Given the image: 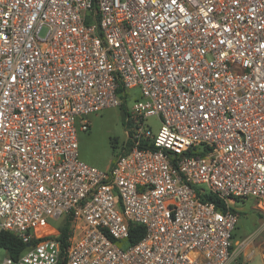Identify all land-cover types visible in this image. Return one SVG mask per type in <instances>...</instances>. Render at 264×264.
Listing matches in <instances>:
<instances>
[{"label": "built area", "instance_id": "1", "mask_svg": "<svg viewBox=\"0 0 264 264\" xmlns=\"http://www.w3.org/2000/svg\"><path fill=\"white\" fill-rule=\"evenodd\" d=\"M123 94L102 170L77 132ZM246 200L264 209V0H0V235L27 243L0 264H241Z\"/></svg>", "mask_w": 264, "mask_h": 264}, {"label": "rangeland", "instance_id": "2", "mask_svg": "<svg viewBox=\"0 0 264 264\" xmlns=\"http://www.w3.org/2000/svg\"><path fill=\"white\" fill-rule=\"evenodd\" d=\"M128 95L130 103L138 95V91L130 90ZM88 119L91 122L89 129L77 132L79 158L89 165L108 170L126 140L123 109L121 106L106 107L89 115ZM147 123L153 134H156L160 128V120L156 116H150ZM252 203L251 200L237 203L243 208L234 234L236 247L242 245L238 261L241 264H264V209L252 206ZM47 223L53 228H59L63 221L50 219ZM5 255L6 252L0 249V259Z\"/></svg>", "mask_w": 264, "mask_h": 264}, {"label": "trees", "instance_id": "3", "mask_svg": "<svg viewBox=\"0 0 264 264\" xmlns=\"http://www.w3.org/2000/svg\"><path fill=\"white\" fill-rule=\"evenodd\" d=\"M125 94H123L122 105L123 113L125 112ZM206 199L211 200L218 205H222L221 201L216 198L214 195H206ZM68 234V222L67 220L60 227V235L59 238L63 240ZM144 234V227L141 224H131L129 237L127 241L129 243L136 242L142 235ZM0 246L5 248L9 255L18 256L22 251H24L27 247V243H24L18 236L10 233V232H2L0 235Z\"/></svg>", "mask_w": 264, "mask_h": 264}]
</instances>
